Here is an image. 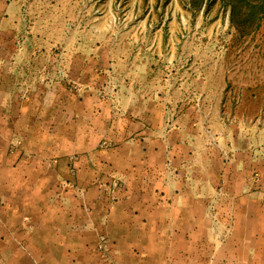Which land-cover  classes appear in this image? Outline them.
<instances>
[{
	"label": "crops",
	"instance_id": "obj_1",
	"mask_svg": "<svg viewBox=\"0 0 264 264\" xmlns=\"http://www.w3.org/2000/svg\"><path fill=\"white\" fill-rule=\"evenodd\" d=\"M71 1L80 14L62 17ZM144 3L0 0L1 264H110L101 236L121 263L117 250L161 246L144 240L148 226L171 233L165 247L174 232L202 247L214 213L235 221L236 250L221 260L264 264V115L209 137L202 121L234 97L190 64L183 31L154 30L155 1L135 15ZM77 60L101 77L64 80ZM239 88L242 102L254 97ZM72 156L82 193L66 185ZM112 177L113 195L99 183Z\"/></svg>",
	"mask_w": 264,
	"mask_h": 264
},
{
	"label": "rangeland",
	"instance_id": "obj_2",
	"mask_svg": "<svg viewBox=\"0 0 264 264\" xmlns=\"http://www.w3.org/2000/svg\"><path fill=\"white\" fill-rule=\"evenodd\" d=\"M155 1L153 12L156 26L154 30L164 27L166 31H183L188 36V48L190 50L189 58L190 64L202 63L205 66L206 75L216 76V87L220 93L224 95L229 93L233 95L231 101L212 105L216 111V121L204 120L203 125L209 137L214 138L213 129L218 131H225L227 133H234L236 126L240 124L247 125L252 122L263 119L264 115V22L260 24L259 28L250 34H242L237 31L231 22L232 8L223 0H151ZM150 3H145L141 11L135 10V15L143 16V12H147V6ZM48 12H52V8H47ZM132 11L133 9L130 8ZM47 12V11H46ZM47 12V13H48ZM80 14V9L77 3L69 2L64 6L61 4V15L67 18L68 16H77ZM51 15V14H50ZM183 16V24L180 28V17ZM162 21L164 24L162 25ZM67 22L61 23V34L67 30ZM63 39V37H62ZM70 42V41H69ZM72 42V41H71ZM67 42H62V47L67 46ZM64 61L71 59V57H62ZM76 66L68 70L65 65L66 72L62 78L68 80L69 78L78 81L79 79L93 78L101 76L95 71H98V65L92 68L87 74H82L81 69L84 64L81 60L76 61ZM99 72V71H98ZM192 77L196 72H190ZM100 83V82H99ZM246 87L253 98L249 96L245 102H242L243 92L239 87ZM230 100V98L228 99ZM78 107V106H77ZM195 122V121H194ZM173 120L167 121V125H172ZM245 127L243 126L242 129ZM255 129V128H254ZM215 139V138H214ZM214 141V140H213ZM215 144V143H213ZM223 162H228L231 159L229 151L222 150ZM77 167V166H76ZM68 167V171H69ZM78 167L74 174L69 175L72 177L67 181V188L82 193L84 189L77 183ZM117 182L116 189L108 188L112 182ZM75 186H71L72 183ZM104 186V191L108 194L112 193L119 188V179L112 177L108 182H99ZM98 183V184H99ZM223 201L209 202L208 208H216L217 204L222 205ZM217 203V204H216ZM211 212V211H210ZM210 214V213H209ZM210 214L211 227L206 226V231L201 236L204 239L205 245L202 247L197 246L193 240L197 239L187 233L174 232L175 235L172 246L165 247L164 240L168 236L162 232H155L156 226L146 230L144 240L147 244L153 239L161 244L160 247L151 248L135 247L130 248L127 254L121 252L117 255L121 257V263L116 259L109 256V251L112 249L108 247L107 261L110 264H228L225 259L222 261L219 255H226L230 251L236 250V242L232 241L234 235V217H219L217 214ZM144 233V232H143ZM170 239V238H169ZM167 239V240H169ZM107 240V238H106ZM161 240V242H159ZM108 245H110L109 239ZM229 242V243H228ZM234 245H232L233 243ZM98 246V244H97ZM96 249L99 251L98 247ZM100 252V251H99ZM111 253V252H110ZM131 259H128V256ZM1 264V262H0Z\"/></svg>",
	"mask_w": 264,
	"mask_h": 264
},
{
	"label": "trees",
	"instance_id": "obj_3",
	"mask_svg": "<svg viewBox=\"0 0 264 264\" xmlns=\"http://www.w3.org/2000/svg\"><path fill=\"white\" fill-rule=\"evenodd\" d=\"M231 8V22L239 33L250 34L264 22V0H223Z\"/></svg>",
	"mask_w": 264,
	"mask_h": 264
},
{
	"label": "built area",
	"instance_id": "obj_4",
	"mask_svg": "<svg viewBox=\"0 0 264 264\" xmlns=\"http://www.w3.org/2000/svg\"><path fill=\"white\" fill-rule=\"evenodd\" d=\"M76 160L77 157L76 156H72L70 157V168H69V172L71 174H74L76 172ZM72 183V182H71ZM71 186H75L73 183L71 184ZM118 187V183L117 182H112L110 185H108V188H112V189H116ZM98 249L100 252L102 253H107L108 252V244H107V240L104 236H101L98 242Z\"/></svg>",
	"mask_w": 264,
	"mask_h": 264
}]
</instances>
